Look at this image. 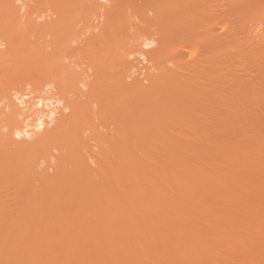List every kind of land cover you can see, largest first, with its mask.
Wrapping results in <instances>:
<instances>
[{
  "label": "bare ground",
  "instance_id": "obj_1",
  "mask_svg": "<svg viewBox=\"0 0 264 264\" xmlns=\"http://www.w3.org/2000/svg\"><path fill=\"white\" fill-rule=\"evenodd\" d=\"M243 1L0 0V264H264Z\"/></svg>",
  "mask_w": 264,
  "mask_h": 264
},
{
  "label": "rangeland",
  "instance_id": "obj_2",
  "mask_svg": "<svg viewBox=\"0 0 264 264\" xmlns=\"http://www.w3.org/2000/svg\"><path fill=\"white\" fill-rule=\"evenodd\" d=\"M25 1L27 2L26 5L30 6V7H27V8H29L28 10H30L32 12H36V10H35L36 8L34 9V7H36L35 5L37 4V6H38L37 9H39V10H37V12L38 11L39 12L38 13L36 12V16H38V14H42V12H45V11H42V10H44V7L46 8L45 0L43 1L45 3H43V2L41 3V0H37L36 2L34 0H31V1L25 0ZM243 5L245 6L243 17L238 13L237 14L234 13V11L232 10V14H231V18H230L232 21L231 25L233 27L237 26L239 24L241 18H242L243 23H244V27H243L244 35L246 36V39L248 42L247 47L252 46V43H256V42L258 43V44H255V46H257V48H258V45H260V48H258L259 50L254 47L255 53L252 52L253 48L251 49V51L248 49L249 50L248 54H249V52H251L253 54H252V56L247 55V63L249 62L247 69L251 73L255 72L257 74V71H258V73L261 72L262 74L261 73L260 74L262 76H264V0H244ZM31 7L34 10H31ZM40 11H42V12H40ZM42 15L44 16V14H42ZM34 17H35V15H34ZM35 94H37V93H35ZM33 117L34 116H32V119H33ZM1 186H2V189L4 188V190L1 189ZM13 186L14 185H7L8 192H6L7 191V190H5L6 186L0 185V199L2 198L0 200L1 201L0 205L3 206V207H1L0 211L2 209L7 211L4 213V211L2 210L0 213H2V212H3V214H6V213L11 214L12 213L13 215H15V214L19 213V211L21 209L20 205H19V201L17 202L18 199H17L16 194H15V189H12V188H14ZM10 188L13 190V194H12V190ZM9 190H11L10 191L11 193L9 192ZM5 198H7V199H5ZM13 200L16 201L17 204ZM9 201H12L14 204L12 202H9ZM4 203H7L6 206L3 205ZM8 203L13 204V206L16 204L19 207L18 206L16 207V205H15V208H17V209H15L13 206L9 205L10 207L13 208V209L12 208L10 209V207L8 206ZM4 208H6V209L8 208V210H11V211H8ZM9 212H11V213H9Z\"/></svg>",
  "mask_w": 264,
  "mask_h": 264
}]
</instances>
